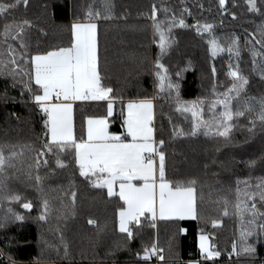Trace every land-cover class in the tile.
Here are the masks:
<instances>
[{
	"label": "trees",
	"instance_id": "16d2710c",
	"mask_svg": "<svg viewBox=\"0 0 264 264\" xmlns=\"http://www.w3.org/2000/svg\"><path fill=\"white\" fill-rule=\"evenodd\" d=\"M257 3L260 12L249 11L246 0H228L224 10L218 0H28L27 6L20 4L0 17V53L4 58L8 44L18 54L24 51L19 40L4 42V23L31 22L23 36L30 57L69 46L71 24L85 22L90 10L99 12L100 18L95 20L98 71L102 84L112 89L109 96L115 97L110 133L124 132L127 101L155 98L156 142L165 153V177L172 182L196 180L200 210L198 219L152 221L150 216H142L140 225H130L134 236L129 240L119 231L124 202L118 196L110 197L106 188L94 186L96 177L89 180L80 175L74 150L57 152L54 147L47 153L43 149L50 140L44 123L48 117L32 99L38 90L34 81L33 93L24 86L28 81L24 72L31 71L30 58L25 61L18 55L23 71L15 79L0 75V146L8 145L19 154L14 167L6 169L7 191L21 196L20 201L0 199V264H11L9 256L15 264H148L154 256L144 260L143 249L153 243L164 254L160 264H264V232L256 227L264 224L259 215L264 214L259 195L264 191V126L259 120L254 128L251 123L259 111L258 101L264 99V0ZM153 5L165 41H170L162 54L160 35L150 18ZM106 15L111 18H104ZM173 18L176 23L169 27ZM197 22L211 24L212 29L205 32L201 27L198 31ZM211 39L217 42L215 49L210 47ZM158 55L163 65L160 72L167 77L163 89L156 76ZM237 69L248 80L240 97L228 93L236 83L229 72ZM169 83L178 89H170ZM226 94L231 97L233 112L238 108L244 111L243 116L234 115L229 121L228 138L216 135L215 129L205 135L203 127L193 135L194 122L221 119L224 108L219 101L225 100ZM245 99L255 111L244 110ZM180 107L191 109L192 124L187 131L174 128L173 118L180 117ZM73 114L79 141L85 139L89 117L108 115L107 102L77 103ZM41 150L46 155L39 157L37 168ZM57 156L65 167L56 165ZM253 159L256 163L249 165ZM45 198L50 212L46 221H40L39 205ZM26 201L32 202L31 210L21 206ZM253 203L255 218L244 210ZM13 213L23 219L17 220ZM212 219L220 223L213 227ZM253 219L255 223L250 224ZM248 230L251 235H244ZM200 234L209 237L219 257H202ZM247 246L255 251H244Z\"/></svg>",
	"mask_w": 264,
	"mask_h": 264
},
{
	"label": "snow or ice",
	"instance_id": "6c2138e0",
	"mask_svg": "<svg viewBox=\"0 0 264 264\" xmlns=\"http://www.w3.org/2000/svg\"><path fill=\"white\" fill-rule=\"evenodd\" d=\"M218 2L221 9L225 8L226 0H218ZM20 4L27 6L28 0H0V17H6L9 12L16 9ZM246 4L249 11H261L257 0H246ZM157 11V8L153 5L150 18L153 20L155 32L160 35L162 54L170 41H165L161 23L157 21ZM233 16H235L234 13ZM99 18V12L90 10L85 17V22H73L71 24L69 46L55 48L30 57L27 53L28 45L25 43L23 36L25 28L31 27V22L25 19L20 22L4 23L2 32L4 42L19 40V48L24 51L18 54L17 49L8 44L6 49L7 58H4V53H0V75H11L15 79L23 71L18 63V55L25 61L30 58L31 71L24 72V75L28 76V81L25 82L24 86L30 93H33L31 84L34 81L38 90L32 94V99L48 117L44 123L50 140L44 144L43 149H46L47 153L53 152L54 147L57 152L74 150L75 163L79 166L80 175L89 180L96 177V181H93L94 186L106 188L109 196L117 194L115 188L118 185V195L126 206H122L119 211V231L126 233L127 238L131 240L134 231L130 225H140L142 223L140 217L142 216H150L152 221L157 219V214L161 220L177 217L180 219L185 217L198 219L200 210L197 203L196 180L172 182L166 179L165 153L156 147L153 141V128L150 126L153 119V103L149 98H145L138 103L129 102L127 104L128 111L124 120L125 133L118 135L110 133L107 117H89L87 119V139L81 138L77 141L74 137L72 124L73 101H107L108 116L113 113V100L115 97L109 96L112 89L102 84L98 71L96 40L98 25L94 21ZM104 18L110 19L111 16L106 15ZM175 23L176 21L173 18L172 25L169 27L174 26ZM179 24L184 26V20L180 19ZM196 27L198 31L202 27L205 32H210L212 29V25L208 23L201 26L197 22ZM261 32L264 33V28L261 29ZM233 43L235 44L236 41L234 40ZM209 44L212 49L218 47L215 39H211ZM231 50L230 48L229 51ZM162 68L163 65L159 63L158 55L156 76L160 81L158 87L161 89H163L164 82L167 79L166 75L160 72ZM229 75L236 83L228 90V93H235L236 97H240L248 80L240 74L238 69L231 70ZM168 87L178 89V85L171 83L168 84ZM219 103L224 108L221 119L211 122H194L193 135L200 127H203L205 135H209L215 129L216 135L228 138V131L231 127L229 121L232 120L234 115L243 116L244 111L239 108L235 112L232 111L231 97L228 94H226L225 100L219 101ZM243 103L244 110L255 111L249 104L248 99H245ZM258 103L260 105L259 111L256 112L251 121L253 128L257 120L264 126V99H261ZM189 110L191 109L185 108V111ZM196 115L197 113L193 111V117ZM249 130L251 131V129ZM163 143V140L159 141L160 145H163ZM6 148L8 149L7 153ZM18 155L8 145L0 146V199L8 201L21 200L20 195L7 191L6 183L8 179L6 169L14 167L13 162ZM44 155H46L44 150L37 153L38 158L35 161L37 168L41 163L39 157ZM261 159H264V157H261ZM43 163L46 165L48 161L44 160ZM247 163L254 165L256 160H249ZM56 165L61 168L66 166L59 156L56 158ZM35 180L39 185V175L35 177ZM133 181L142 183H133ZM259 195L260 200L264 201V191L260 192ZM251 198L250 196L249 199ZM226 203L227 201H225ZM21 206L28 210L33 207L31 201L23 202ZM236 207L239 212L241 210L240 205ZM39 209L38 219L46 221L50 212L46 198L41 200ZM244 210L249 211L254 218L257 215L255 203L251 205V208L245 206ZM9 212H12L11 208H9ZM13 214L17 220L23 219V216L17 213ZM224 214L227 215V211ZM259 215L264 217V214ZM89 223H94V221L90 220ZM211 223L215 227L220 221L212 219ZM249 223L254 224L255 220L253 219ZM2 226L0 224V227ZM152 226L155 227V224L153 223ZM256 227L264 232V224L256 225ZM244 235H251V230H248ZM199 239V248L205 259L212 260L220 256V252L215 250V246L209 245L208 236L200 235ZM65 251H67L66 246ZM233 251H235V245ZM244 251L252 253L255 250L251 246H247ZM161 253L162 250L159 249L156 243H153L150 248L145 247L143 249L142 258L150 260L153 256L158 255L162 260L164 257ZM0 255H3V253L0 252ZM137 255L139 256L140 253H137ZM8 259L11 264H15L11 256ZM189 264H194V262L190 261Z\"/></svg>",
	"mask_w": 264,
	"mask_h": 264
},
{
	"label": "crops",
	"instance_id": "0c3cea01",
	"mask_svg": "<svg viewBox=\"0 0 264 264\" xmlns=\"http://www.w3.org/2000/svg\"><path fill=\"white\" fill-rule=\"evenodd\" d=\"M95 22V21H94ZM96 40H97V57H98V37H97V35H96ZM140 101H142V100H138V101H134V100H132V101H127L126 103H125V112H126V116H127V104L129 103V102H140ZM151 101H152V103H153V109H152V113H153V119H152V122H151V127L153 128V141L155 142V146L157 147V142H156V128H155V105H156V100H155V98H153V99H151ZM84 102H103V101H101V100H80V101H73L72 102V105H73V107H72V124H73V132H74V137H75V131H74V114H73V112H74V106H75V104H77V103H84ZM107 102V101H106ZM113 114H114V102H113V113H112V115L111 116H106L107 117V120H108V131L110 132V130H109V119L113 116ZM126 116H125V118H126ZM86 130H87V121H86ZM126 132V129H125V127H124V132L123 133H125ZM118 135V134H117ZM49 139H50V137H49ZM87 139V135H86V133H85V140ZM129 140L131 139L130 137L128 138ZM158 166V165H157ZM133 183H142V182H139V181H133ZM115 192L117 193V194H115V195H113V196H110V197H115V196H118L119 197V195H118V192H119V187H118V185H117V187L115 188ZM108 193V192H107ZM120 198V197H119ZM126 207V206H125ZM157 219H160L159 218V215L157 214ZM171 219H180V218H171ZM184 219H191L190 217H185ZM164 220H170V219H164ZM191 262H194V264H199V262L198 261H191ZM188 264H189V262H188Z\"/></svg>",
	"mask_w": 264,
	"mask_h": 264
},
{
	"label": "rangeland",
	"instance_id": "374dc122",
	"mask_svg": "<svg viewBox=\"0 0 264 264\" xmlns=\"http://www.w3.org/2000/svg\"><path fill=\"white\" fill-rule=\"evenodd\" d=\"M178 111H179L178 113L180 114V117L179 116H174V118H173L174 128L177 130L178 128L182 127L185 131H187L191 127V124H192L191 123V120H192V118L189 116L188 111H185L183 108L180 107V109H178ZM180 118L181 119H185V120L182 121V120H180ZM157 161H158V157H157ZM200 235H205V234H200ZM200 235H199V237H200ZM208 243H209V245H211L210 239H208ZM199 244H200V239L198 238V246H199ZM202 257L204 258L203 255H202ZM40 264H49V263H40Z\"/></svg>",
	"mask_w": 264,
	"mask_h": 264
},
{
	"label": "built area",
	"instance_id": "2783aa9c",
	"mask_svg": "<svg viewBox=\"0 0 264 264\" xmlns=\"http://www.w3.org/2000/svg\"><path fill=\"white\" fill-rule=\"evenodd\" d=\"M157 159V158H156ZM162 255H163V257H164V254H163V252L161 253ZM160 262H161V259L159 258V256L158 255H156V256H154L148 263L149 264H160Z\"/></svg>",
	"mask_w": 264,
	"mask_h": 264
},
{
	"label": "water",
	"instance_id": "95a60500",
	"mask_svg": "<svg viewBox=\"0 0 264 264\" xmlns=\"http://www.w3.org/2000/svg\"><path fill=\"white\" fill-rule=\"evenodd\" d=\"M227 4H228V0H226L225 8L227 7ZM225 8H223V10H224Z\"/></svg>",
	"mask_w": 264,
	"mask_h": 264
}]
</instances>
